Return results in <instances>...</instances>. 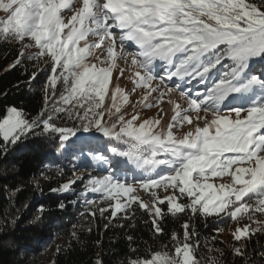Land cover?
<instances>
[{
	"label": "snow or ice",
	"instance_id": "obj_1",
	"mask_svg": "<svg viewBox=\"0 0 264 264\" xmlns=\"http://www.w3.org/2000/svg\"><path fill=\"white\" fill-rule=\"evenodd\" d=\"M0 10L7 14L0 18V37L19 46L10 68L24 60L42 62L48 68L40 112L28 119L22 110L8 108L0 119V146H14L22 137L33 135L59 141L72 155L83 154L85 148L95 151L94 141L77 132L100 133L126 145L119 155L138 168L159 169L139 181L142 189L174 190L163 198L151 191L145 202L129 195L135 191L133 185L121 183L114 174L90 176L91 191L114 202L98 209L101 216L110 211L109 219H115L123 212L129 219L128 210L138 203L151 217L153 234L160 236L165 214L161 205H165L172 216L190 212L238 221L247 215L256 227L245 224L235 229L236 242L251 238L255 231L264 232V220L255 219L256 213L264 217V0H0ZM64 10L71 13L70 18ZM29 49L36 51L25 56ZM118 60L139 69L130 77L131 91L146 90L145 100L153 96L151 102L140 101L144 108H159L167 94L179 90L184 103L168 100L174 114L166 127L160 126L166 115L163 109L142 120L139 112L126 117L121 111L129 94L111 84L114 71L119 79L127 70L119 67ZM225 60L231 64L221 73L217 66L224 67ZM164 65L167 77L158 71ZM37 75L33 72L30 80ZM186 77L188 83L211 84L203 93L185 91L178 81ZM165 79L173 81L167 92ZM58 85L63 87L59 95ZM64 117L78 121L80 128L59 126L57 121ZM185 124L194 130L177 137L173 129ZM225 176L231 178L229 183L208 182L210 177ZM69 186L64 184L63 190ZM121 194L126 197L123 201ZM182 196L187 203L179 202ZM90 214L95 216L96 210ZM194 234L185 221L182 237L171 234L170 249L153 250L126 264H201ZM233 254L243 256V246L234 247ZM205 264L218 262L206 258Z\"/></svg>",
	"mask_w": 264,
	"mask_h": 264
},
{
	"label": "trees",
	"instance_id": "obj_2",
	"mask_svg": "<svg viewBox=\"0 0 264 264\" xmlns=\"http://www.w3.org/2000/svg\"><path fill=\"white\" fill-rule=\"evenodd\" d=\"M18 51L15 41L0 37V119L10 107L22 110L28 119L36 117L43 107V87L48 70H44L42 62L36 64L30 60L10 68ZM30 53L34 52L27 50L24 55ZM222 63L226 66L231 62L226 64L225 60ZM33 72L38 73L34 81L30 80ZM60 91L63 88L58 85L57 95ZM57 124L80 128L78 121L67 117L58 120ZM105 139L100 144L111 150L118 144L115 140ZM64 153L59 141L33 135L22 137L14 146H0V264H41L47 249L51 250L47 258L52 264H97V261L126 264V260L143 259L153 250L170 249L171 234L182 237L185 221L194 230L193 243L202 246V250L197 251L201 264H205L206 258L216 260L218 264H264V232L255 231L251 238L240 242L223 238V232L233 225L251 224L255 228L256 224L248 221L247 215L238 221L190 212L172 216L167 213L166 206L161 205L165 214L160 222L164 233L160 236L153 234L151 217L138 207V203H133L128 210L129 219L124 218V213L109 219L110 211L101 216L100 207L85 203L90 188L76 185L63 190L62 186L72 175L70 165L77 156H65ZM60 154L63 157L59 160ZM180 202L187 203L188 200L180 197ZM61 204L63 208L59 207ZM94 210L96 215L92 216L90 213ZM255 219L260 221L264 217L256 213ZM218 228L222 229L219 233ZM128 236L133 238L132 241ZM56 238L62 241L59 252L54 248ZM241 246L245 254H233L234 247ZM133 248L136 252L131 251Z\"/></svg>",
	"mask_w": 264,
	"mask_h": 264
},
{
	"label": "rangeland",
	"instance_id": "obj_3",
	"mask_svg": "<svg viewBox=\"0 0 264 264\" xmlns=\"http://www.w3.org/2000/svg\"><path fill=\"white\" fill-rule=\"evenodd\" d=\"M5 2H6V0H5ZM81 3H82V0H81ZM79 6L80 5L77 4V7H79ZM64 11L67 12L68 17L70 18L71 13L68 12V10H64ZM6 15H7L6 13H4L2 10H0V18L5 17ZM29 50L31 52H35L36 51V49H29ZM130 50H134V48L133 49H130ZM89 59H90V61H92L94 63L96 62L95 59H94V57H90ZM228 62H231V61L230 60H226V64ZM117 63L119 65V67H121V68L127 67V70L125 71L124 76L121 77V78H119V79H116L115 78V71H114V78L111 81V84L112 85L118 84L119 87L122 90L125 91V93L129 94V102L127 104H123L122 105L121 111L122 112H125L126 117H130L135 112H139L140 113V118L142 120L144 118H150V117L157 116L159 110L160 109H163V111H164V113H166V115L163 117L160 126L161 127H166V125L171 120V116L174 114L173 113V110H172L173 109V105L169 104L168 103V100L171 98L172 100L178 101L182 105L184 103L183 99L180 98L179 90H177V89L174 88L173 91L170 94H167L164 97V99L161 101V103L159 105V108H157V107L144 108V107H142L140 101L144 100L145 103L151 102L153 100V96H148L147 99L145 100L144 97H145L146 90L137 88L135 92H132L131 91L133 89L134 85H133L132 80L130 79V77L132 76V73H133L134 70H139V69H135L133 66H130V63H129L128 66H126L125 65V61H123V60H118ZM230 64H227L224 67H221L220 66L219 67L220 69L223 68L222 71H221V73L224 70L225 71L229 70L227 66L230 65ZM42 67L44 68V70H48V68H47V66L45 64H43ZM167 67L165 69H162V68L161 69H158V71L160 72V75L167 77ZM185 79H187V77ZM174 80H178V78H174ZM184 80L182 82H180V81H178V82L180 83L181 88L184 89L185 91H187L189 89H191L193 92L199 91L201 93H203V92L206 91V90H202L201 89V87H205V84L202 85V86H199L200 83L196 81V83L194 85H187V83L184 82ZM153 83L154 84H157V83H160V81H154ZM163 83L165 85L164 91L167 92V87L172 86L173 81H169V80L165 79L163 81ZM210 84H209V86H210ZM187 86H191V87L188 89V88H186ZM153 95H156V94H153ZM224 114H227V110L226 109L224 110ZM209 118H211V113H209ZM200 126L201 127L203 126V121H200ZM190 130H194V129H193V126L188 125V124H185L183 127H178V128H174L173 129L174 134L177 137H179V138H182L183 135L186 132L190 131ZM97 134H99V135H95L92 138L93 139L106 138V137H102V135L100 133H97ZM59 160H60V157H59ZM68 163H70V162L68 161ZM81 164H80V162H77L76 161L75 163H72L70 165V170H71L70 172H71L72 175L70 174L71 177H70L69 180H70V182L75 181V183H70L69 182L68 184L70 186H72L73 184H74V186L79 185L80 187L85 188V189L90 188L89 191L90 192H93V191H91V186L88 183V178L90 176H94L96 178H102L104 175H108V174H90V172H91L90 170L91 169L90 170L89 169L88 170H85V169H87L88 167H93V166L92 165H87V163H82V162H81ZM134 165L136 166L135 163H134ZM121 170L123 172H128V170L127 169H124V167ZM193 175L195 176V174H193ZM143 178H146V176L145 177H139L138 179L137 178L135 179L134 184H132L133 187H134V189H135V191H134L133 194H129V195H136V196L139 197L140 200H143L145 202H148L150 200V198H151V191L157 192L158 195L161 198H163L164 196H168V195H172L173 194V191L174 190L172 188H169L167 192H165L163 188H159V189L154 188V189H152L150 191L149 190L142 189L140 187L139 181L142 180ZM230 180H231V178L228 177V176H225L223 178H219V177H217V178H211L210 177L208 182L213 183V184L219 186V184H221V183H229ZM119 181L121 183L127 182V181H122L120 178H119ZM129 184H131V183H129ZM177 195H178V192H177ZM182 198L183 199L184 198L187 199L186 196H182ZM119 199L121 201H123V200L126 199V197H124L123 194H121L120 197H119ZM85 203H89L90 206H93V207L108 208L109 204L110 203H114V202L111 201L109 198L105 197L104 195H102L100 192H93L91 195H89V197L86 198ZM121 213H123V212H121ZM243 226L244 225L237 224V225H233V226L228 227V229L223 232V238L225 240H227V241L234 240L233 239V232L235 231V229L241 228ZM61 243H62V241L59 240L58 238H56V243L54 245V248L55 249L58 248V246H60ZM205 248L206 247H204V249ZM201 250H202V246H199L196 249V251H201ZM161 251H164V250H161ZM45 253H46L45 256H43L41 258V264H52L51 261L47 258V256H50L51 255V250L48 251V249H47V251Z\"/></svg>",
	"mask_w": 264,
	"mask_h": 264
},
{
	"label": "water",
	"instance_id": "obj_4",
	"mask_svg": "<svg viewBox=\"0 0 264 264\" xmlns=\"http://www.w3.org/2000/svg\"><path fill=\"white\" fill-rule=\"evenodd\" d=\"M77 133H80V132H77Z\"/></svg>",
	"mask_w": 264,
	"mask_h": 264
},
{
	"label": "bare ground",
	"instance_id": "obj_5",
	"mask_svg": "<svg viewBox=\"0 0 264 264\" xmlns=\"http://www.w3.org/2000/svg\"><path fill=\"white\" fill-rule=\"evenodd\" d=\"M90 170V169H89ZM90 172V171H89Z\"/></svg>",
	"mask_w": 264,
	"mask_h": 264
}]
</instances>
